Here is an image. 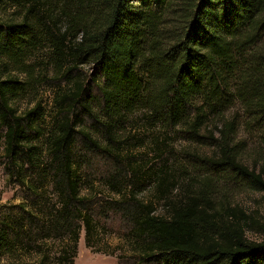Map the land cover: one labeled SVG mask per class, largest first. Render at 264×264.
I'll use <instances>...</instances> for the list:
<instances>
[{"label": "trees", "instance_id": "trees-1", "mask_svg": "<svg viewBox=\"0 0 264 264\" xmlns=\"http://www.w3.org/2000/svg\"><path fill=\"white\" fill-rule=\"evenodd\" d=\"M155 128L213 146L176 201L166 172L146 175L161 213L117 177ZM251 140L264 164V0H0V156L20 200L0 204V264H73L80 231L100 235L86 186L101 166L119 196L102 209L129 217L141 262L264 264V225L249 239L214 206L232 171L264 189L242 159Z\"/></svg>", "mask_w": 264, "mask_h": 264}, {"label": "rangeland", "instance_id": "rangeland-1", "mask_svg": "<svg viewBox=\"0 0 264 264\" xmlns=\"http://www.w3.org/2000/svg\"><path fill=\"white\" fill-rule=\"evenodd\" d=\"M82 69L88 70V66H83ZM53 90V83L47 82L39 87L36 95V100H41L46 109L47 119L52 114L49 106ZM24 105V102L20 103V107H24ZM139 133L142 136V142L125 154L127 158L122 161L125 166L122 165V171L117 177L119 180H123L121 184L123 186L120 185L121 189L137 191V198L143 202L151 201L155 213H161L164 206L163 200L158 198L159 193L155 192L157 179L146 175L159 171L166 172L169 183L167 189L171 190L173 187L170 197L176 201L180 196V189L176 184L185 180L189 181L191 177H199V174L204 171L200 167L202 163L200 159L211 155L213 146L187 142L172 132L164 135L162 130L157 128L144 132L140 129ZM239 135L245 137L246 133L241 129ZM256 150V141L251 140L242 159L249 170L260 174L264 179V164L258 158ZM134 166L140 167L142 178L138 182L128 168ZM101 171H103L102 166L97 168L96 178H93V187L86 186V189L91 190L92 194L97 192L92 209L100 235L94 238L92 245L86 246L84 231H80L77 256L73 264H153L141 262L139 255L133 254L129 249L132 244L131 241L128 242L127 237L132 228L129 217L116 209L108 207L102 209L103 206L108 205L110 199H118L119 196L98 180L102 174ZM172 182L173 184L170 186ZM194 183L195 180L193 186ZM86 189H83L84 193L87 191ZM18 191V186L9 182L3 158L0 156V204L18 203L20 201L16 196ZM214 206L222 218L229 220L235 218L240 221L249 239L258 240L260 238V227L264 225V189H257L247 184L232 171L216 183ZM232 213L235 217L232 216Z\"/></svg>", "mask_w": 264, "mask_h": 264}]
</instances>
